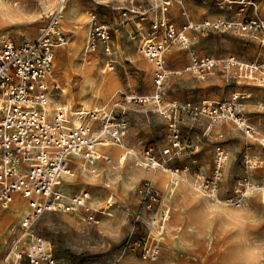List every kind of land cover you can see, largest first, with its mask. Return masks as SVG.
Instances as JSON below:
<instances>
[{"label":"rangeland","instance_id":"rangeland-1","mask_svg":"<svg viewBox=\"0 0 264 264\" xmlns=\"http://www.w3.org/2000/svg\"><path fill=\"white\" fill-rule=\"evenodd\" d=\"M8 1L2 3L9 5L11 11L0 7V45L11 40H35L47 22L46 14L60 0H45L47 4L30 0L22 11L17 2ZM121 2L67 0L61 19V31L67 41L56 55L52 80L59 87L52 94L54 106L67 101L79 109L83 104L78 98L85 97L90 100L88 106L96 103L95 106L101 107L117 93L142 98L159 93L154 70L135 39L131 20L112 10L113 6L127 7ZM90 9L101 13L112 28L114 71H107L106 56L101 50L93 55L86 52ZM183 11L188 12L189 18L183 16ZM227 12L218 8L216 0H182V4L176 3L170 9L169 18L182 30L188 20L198 24L229 19L231 13ZM74 16L84 19L74 20ZM186 36V46H175L165 56L171 74L160 94L161 102L130 104L129 145L133 147L140 139L148 138L147 148L127 155L122 164L119 163L122 151L116 155L108 153L113 162L101 160L99 175L86 172L76 177L82 172L81 162L78 159L72 164L74 176L67 178L64 189L69 193L89 190L91 205L99 211L113 197V207L104 215L99 214L97 225H88L80 214L47 212L38 216L25 232L21 223L30 210L20 205V214L4 222V231L0 226V264H5L13 241L23 233L40 235L49 242L57 264H264V93L233 75L216 73L202 80L186 71L192 56H235L251 62L264 56V46L237 32L188 30ZM243 92L253 93V99H238V103L255 128L254 137L231 121L212 125L208 117L181 112L176 116L181 144L173 148L169 120L164 115L166 108L231 100L233 94ZM148 149L153 150L149 155L160 164L152 175H168L165 186L156 183L154 186L164 197L163 205L170 210L169 224L165 225L160 241L161 257L154 262L143 260L141 248L133 244L144 236L132 217L139 209L138 187L148 180L154 182L144 165ZM220 151L226 156L222 164L218 162ZM166 168L180 170L170 189L167 185L172 179L164 171ZM216 177L217 195L211 198L207 185ZM169 229L175 233L172 253L166 249Z\"/></svg>","mask_w":264,"mask_h":264},{"label":"built area","instance_id":"built-area-1","mask_svg":"<svg viewBox=\"0 0 264 264\" xmlns=\"http://www.w3.org/2000/svg\"><path fill=\"white\" fill-rule=\"evenodd\" d=\"M124 2L127 7L113 8L133 22L135 39H138L141 51L155 73L157 96L142 98L117 93L102 107L74 109L65 103L52 107L49 80L54 72L56 49L67 41L66 34L61 31L67 0H60L57 7L46 14L47 22L35 40H11L0 45V207L9 210L16 205H25L30 210L21 223L25 232L38 216L47 212L80 214L88 225H97L99 214L104 215L113 207V197H109L103 210L99 211L91 205L89 190L84 188L69 193L64 189L67 178L74 176L72 164L79 159L89 165L90 174L99 175L100 160L108 164L113 162V158L101 152L102 148L124 150L119 157L121 164L127 155L134 154L125 144L130 127L129 106L133 102H161L160 94L171 74L165 56L175 46L188 44V30L237 32L264 46V15L258 12V0H216L220 10L232 11L234 5H241L242 11L252 8L253 12L250 16L240 14L236 18L206 20L198 24L188 20L182 30L177 29L169 18L170 9L176 3L182 4V0ZM182 14L189 18L187 11ZM87 15L90 23L86 52L101 50L106 56L108 70L112 71L116 63L112 28L96 10H90ZM186 71L202 80L216 73L233 75L252 83L264 93V56L251 62L235 56H192ZM251 97V93L233 94L231 100L204 101L197 107L187 104L166 108L164 115L169 120L173 148L181 144L176 121L181 112L208 117L212 125L231 121L248 136L254 137L255 128L246 120L242 105L238 103V99ZM144 146L147 148V144ZM151 151L148 149L147 154ZM147 159L145 169L160 167L154 157L149 155ZM225 160V153L218 152L219 164ZM164 171L171 176L167 186L170 189L180 170L166 168ZM215 179L207 185L211 198L217 195L218 178ZM155 187L150 180L138 187L139 209L132 216L144 232V236L133 242L134 247L141 248L142 259L151 262L160 258V241L170 220V210L163 205L164 197ZM23 234L13 241L5 264H57L49 242L37 234H30L23 242Z\"/></svg>","mask_w":264,"mask_h":264},{"label":"crops","instance_id":"crops-1","mask_svg":"<svg viewBox=\"0 0 264 264\" xmlns=\"http://www.w3.org/2000/svg\"><path fill=\"white\" fill-rule=\"evenodd\" d=\"M93 1V0H92ZM258 3H259V5H258V12H259V14L260 15H264V2H261L260 0H258ZM108 4V3H107ZM121 4H125V2H124V0H122V2H121ZM109 5V4H108ZM112 5V4H111ZM119 5H120V3H119ZM66 6H67V4H66ZM113 6V5H112ZM115 6H117V5H115ZM121 6V5H120ZM114 7V6H113ZM241 9H243V7L241 6V5H234L233 6V10L232 11H228L227 13L228 14H230V15H228V18H236L238 15H242V16H250L251 14H252V12H253V9L252 8H245L243 11L241 10ZM90 10H95V9H90ZM89 10V11H90ZM112 10H114V11H117V13L119 14H121V12H118L119 10H116V9H114V8H112ZM88 11V12H89ZM88 12H87V14H88ZM98 12V11H97ZM224 12V11H223ZM233 13H235L236 15L233 17ZM98 14L101 16V18L105 21V22H107L108 24H110L107 20H105L103 17H102V15H101V13H99L98 12ZM230 16V17H229ZM152 18H153V16H151L150 15V20H152ZM73 19L74 20H76V19H84V17H78V16H74L73 17ZM88 23V22H87ZM131 23H132V26H133V31H134V34H135V28H134V24H133V22L131 21ZM146 26V28L148 27V24H146L145 25ZM73 28V27H72ZM246 37H248V36H246ZM114 46V45H113ZM62 47H60V48H57L56 49V55H57V53H58V51H59V49H61ZM88 54H91V55H93V54H95V53H97V52H93V53H90V52H87ZM55 58H56V56H55ZM238 58V57H237ZM114 59H115V54H114ZM56 60V59H55ZM94 61H96V60H94ZM115 62H116V60H115ZM106 64H107V62H106ZM115 67H116V63H115ZM106 68H107V66H106ZM54 69H55V62H54ZM115 70V69H114ZM114 70H112V71H114ZM107 71L108 72H111V71H109L108 70V68H107ZM215 74H213V75H209V76H214ZM53 77H54V75L50 78V80H49V85L51 86V88H52V94H53V91L55 90V89H59V87L58 86H56L55 84H53V82H52V79H53ZM247 82V81H246ZM250 90V89H249ZM257 91V90H256ZM247 93H251L252 94V97L250 98V99H253V93L252 92H247ZM52 94H51V102H52ZM240 94H246V93H240ZM262 94H263V91H262ZM264 95V94H263ZM115 96H116V94H115ZM115 96H112L111 98H109L108 99V101L104 104V105H106L107 103H109V101L110 100H112ZM250 99H247V100H250ZM69 104L71 107H73L74 108V106L70 103V102H67V101H64V102H61L60 104ZM96 104V103H95ZM95 104L94 105H92V106H87L86 108H89V107H98V106H95ZM59 105V104H58ZM104 105H102V106H104ZM57 106V105H56ZM101 106V107H102ZM52 107H55L54 105H53V103H52ZM80 109V108H79ZM129 109H130V106H129ZM262 113H264V112H262ZM127 118H128V120H129V124H130V127H131V119H130V117H129V111H128V113H127ZM130 127H129V131H128V135H127V137H126V141H125V144H126V146L128 147V149H130V150H133V153H138V150H141V149H143L145 146V144H149V140H148V138H142V139H140L139 141H138V143L135 145V146H133V147H130V145H129V135H130ZM110 149H113V150H110ZM111 151L113 152L114 151V153H111ZM120 151H122L123 153H124V150H122L121 148H118V147H107V148H102L101 149V152L104 154V155H107V156H109V157H111V158H113L112 156H110V155H108V153L109 154H111V155H116V154H118ZM122 154V153H121ZM121 154L119 155V157L121 156ZM123 155V154H122ZM101 161V160H100ZM100 161L98 162V164H100ZM105 161V160H104ZM106 162V161H105ZM107 163V162H106ZM148 171H150L149 173H151L153 170H148ZM153 173H155V172H153ZM151 177L153 178V180H154V175H152V173H151ZM152 181V180H151ZM153 182V181H152ZM155 182H153V184H154ZM158 187V186H157ZM159 188V187H158ZM168 205V204H167ZM0 209H2L1 207H0ZM4 210V209H3ZM6 211V210H5ZM169 224V223H168ZM167 225V224H166ZM161 245H162V243H161ZM160 257H161V255H160ZM160 259V258H159Z\"/></svg>","mask_w":264,"mask_h":264},{"label":"bare ground","instance_id":"bare-ground-1","mask_svg":"<svg viewBox=\"0 0 264 264\" xmlns=\"http://www.w3.org/2000/svg\"><path fill=\"white\" fill-rule=\"evenodd\" d=\"M3 1H5V0H0V7L2 8V10H5V11H7V12H9V11H11V7L9 6V5H7V4H4V3H2ZM10 1H13V2H17V8L19 9V10H24V8H25V4H27L28 2H30V0H9L8 2H10ZM42 1H44V3L45 4H47V1L45 2V0H42ZM49 2V1H48ZM49 4V3H48ZM46 6H48V5H46ZM0 8V9H1ZM66 8H67V6H66ZM68 23V22H67ZM69 24V23H68ZM73 25V24H72ZM78 28V27H77ZM77 30V29H76ZM79 30V29H78ZM53 80V79H52ZM158 95V93H156V95L155 96H157ZM87 97V96H86ZM78 101H80L81 102V105L83 104V106L81 107L82 109H85L87 106H88V102L90 101V100H87L85 97L83 98V97H79L78 98ZM80 161V160H79ZM81 163H80V166H82L81 168H82V172H80V174H76L75 176L76 177H79L80 175H82V174H84V173H86V172H89L90 171V168H89V165L86 163L85 164V162H82V161H80ZM112 172V171H111ZM96 178H99V176H96ZM179 180V179H178ZM167 181H168V175H164V174H162V173H156V174H154V182L159 186V187H163V186H165L166 185V183H167ZM179 184V183H178ZM174 185V184H173ZM172 185V186H173ZM168 186V185H167ZM174 189V188H173ZM170 197V196H169ZM21 209L22 208H20V205H16V206H13V207H11L9 210H0V226H3V227H1L2 228V230L4 231V228H5V224L6 223H4V222H6V221H11V219L12 220H14L15 218H16V216L18 215V214H20V212H21ZM24 218V217H23ZM2 234V233H1ZM169 235L170 236H168V240L166 239V249L168 250V251H170V253H172L173 252V248H174V242L172 241L173 240V238H172V236L173 235H175V233L171 230V229H169ZM23 238H22V241L23 242H26V240L29 238V236H30V234L29 233H24L23 234ZM164 238H165V236H164Z\"/></svg>","mask_w":264,"mask_h":264}]
</instances>
